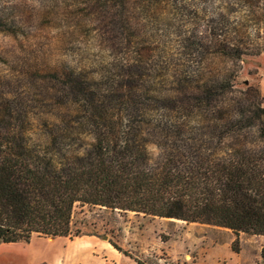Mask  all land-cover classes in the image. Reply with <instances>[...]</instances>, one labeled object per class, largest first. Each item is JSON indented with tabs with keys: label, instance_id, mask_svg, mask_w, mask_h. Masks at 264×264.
<instances>
[{
	"label": "rangeland",
	"instance_id": "1",
	"mask_svg": "<svg viewBox=\"0 0 264 264\" xmlns=\"http://www.w3.org/2000/svg\"><path fill=\"white\" fill-rule=\"evenodd\" d=\"M124 5L121 17L113 0H0V124L37 139L72 108L64 96L73 78L101 85L108 69L136 61L144 105L176 123L202 113L199 121L227 124L237 102L256 101L259 84L264 93V0ZM202 85L217 98L201 109L162 100ZM234 240L225 228L77 204L68 236L0 244V264H263L264 237L240 233L237 252Z\"/></svg>",
	"mask_w": 264,
	"mask_h": 264
},
{
	"label": "trees",
	"instance_id": "2",
	"mask_svg": "<svg viewBox=\"0 0 264 264\" xmlns=\"http://www.w3.org/2000/svg\"><path fill=\"white\" fill-rule=\"evenodd\" d=\"M113 1L123 17L125 0ZM221 15L215 11V26ZM136 62L114 65L101 85L73 78L64 96L72 108L45 122L37 139L0 124V244L68 236L77 204L225 228L234 252L240 233L264 237L259 89L256 101L237 102L227 124L199 121L202 113L193 125L176 123L144 105ZM182 96L162 100L187 110L217 98L211 85ZM260 258L264 264V243Z\"/></svg>",
	"mask_w": 264,
	"mask_h": 264
},
{
	"label": "crops",
	"instance_id": "3",
	"mask_svg": "<svg viewBox=\"0 0 264 264\" xmlns=\"http://www.w3.org/2000/svg\"><path fill=\"white\" fill-rule=\"evenodd\" d=\"M259 88H260V91L262 92V94H264V93H263V91H262V87H261V85H260V84H259Z\"/></svg>",
	"mask_w": 264,
	"mask_h": 264
}]
</instances>
